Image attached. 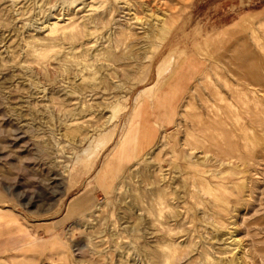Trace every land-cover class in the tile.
Wrapping results in <instances>:
<instances>
[{"label":"rangeland","instance_id":"374dc122","mask_svg":"<svg viewBox=\"0 0 264 264\" xmlns=\"http://www.w3.org/2000/svg\"><path fill=\"white\" fill-rule=\"evenodd\" d=\"M248 1L0 0V261L264 264Z\"/></svg>","mask_w":264,"mask_h":264},{"label":"crops","instance_id":"0c3cea01","mask_svg":"<svg viewBox=\"0 0 264 264\" xmlns=\"http://www.w3.org/2000/svg\"><path fill=\"white\" fill-rule=\"evenodd\" d=\"M240 2H242V1H240ZM248 2H251V3H259V2H261V0H249ZM241 4V3H240ZM264 11V10H263ZM263 11H260V13H263ZM259 13V14H260ZM259 14L255 17V20H258L259 18H261V17H259ZM261 15V14H260ZM245 23V21H241L239 24H237L236 26H243V24ZM235 26V27H236ZM232 29H234V28H232ZM232 29H228V30H225V31H230V30H232ZM202 69H204V63H203V68ZM198 72H203L202 70H198ZM197 77H199L197 74L196 75H194V80L197 78ZM194 80H193V82H194ZM193 82L191 83V84H188L187 86H186V89L182 92V94L180 95V96H178V98L177 99H175L174 101H173V103L171 104V106H170V113L172 112V110L173 109H176L177 107H181L182 106V104H183V100L187 97V94H188V92H189V90H190V88H191V86H192V84H193ZM151 103H153L152 102V100H151V102H150V104ZM178 114H180V112H178ZM167 120L169 119V116H168V118H166ZM148 125V124H147ZM165 135L163 134L162 135V137H164ZM139 150L140 149H138L137 151H136V153L133 155V157L131 158V159H133V158H135L137 155H138V153H139ZM147 153V152H146ZM145 154V153H144ZM122 172V170L120 171V172H118V173H116L115 174V176H114V180L116 179V178H118L119 176H120V173ZM113 180V181H114ZM113 184V183H112ZM4 218H7V220H5L6 221V226H8V227H15L16 228V230H23L22 229V227H21V225L20 224H18L17 223V221L14 219V218H11V217H5V212H4V210H0V220H2V219H4ZM20 261L19 262H16L15 260H13V261H9V260H1L0 261V264H26V262H24L22 259H19ZM27 264H35V262H31V261H28V263ZM43 264H47V261L46 262H44Z\"/></svg>","mask_w":264,"mask_h":264},{"label":"bare ground","instance_id":"6f19581e","mask_svg":"<svg viewBox=\"0 0 264 264\" xmlns=\"http://www.w3.org/2000/svg\"><path fill=\"white\" fill-rule=\"evenodd\" d=\"M230 70H231V69H230ZM192 103H193V101H192V99H190V101H189V103L186 105V107H187V106H191ZM193 106H194V105H193ZM254 106H255V105H254ZM211 128H212V127H211ZM136 133H137V132H136ZM126 136H127V135H126ZM126 136H125V137H126ZM136 136H137V135H136ZM133 137H135V136H133ZM125 139H126V138H125ZM136 141H137V140H136ZM136 141H135V139H134V142H136ZM127 144H128V143H127ZM130 144H131V143H130ZM122 146H123V145H122ZM133 146H134V145H133ZM128 147H129V146H128ZM131 150H132V149H131ZM127 151H128V149H127ZM132 151H133V150H132ZM128 155H129V154H128ZM130 155H131V154H130ZM129 157H130V156H129Z\"/></svg>","mask_w":264,"mask_h":264}]
</instances>
